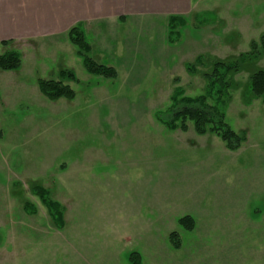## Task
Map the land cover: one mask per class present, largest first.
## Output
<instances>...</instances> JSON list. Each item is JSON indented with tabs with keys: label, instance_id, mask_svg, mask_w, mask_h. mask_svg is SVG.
Wrapping results in <instances>:
<instances>
[{
	"label": "rangeland",
	"instance_id": "rangeland-1",
	"mask_svg": "<svg viewBox=\"0 0 264 264\" xmlns=\"http://www.w3.org/2000/svg\"><path fill=\"white\" fill-rule=\"evenodd\" d=\"M205 12L218 22L198 26ZM142 15L109 30L105 43L87 35L89 57L116 79L89 74L77 47H50L54 37L36 51L0 42V59L18 52L22 64L0 70V264H131L134 253L141 264H264V96L251 91L264 52L231 76L226 123L245 138L239 150L191 123L170 131L155 116L176 87L204 93L213 60L251 51L264 33V0H192L175 45L172 15ZM62 70L78 81L62 80ZM38 79L63 81L75 99H47ZM35 187L64 208L63 229Z\"/></svg>",
	"mask_w": 264,
	"mask_h": 264
},
{
	"label": "trees",
	"instance_id": "trees-1",
	"mask_svg": "<svg viewBox=\"0 0 264 264\" xmlns=\"http://www.w3.org/2000/svg\"><path fill=\"white\" fill-rule=\"evenodd\" d=\"M218 17L210 12L198 13L195 21L198 26L216 24ZM188 26V21L182 16H171L168 22V44L175 45L181 41L182 30ZM71 43L77 47V54L83 60L86 71L93 76H100L106 79H116L117 71L113 67L98 64L89 57L92 46L87 41L81 25H77L69 32ZM261 52H264V33L259 42L252 43L251 51L241 54L233 60H213L212 69L204 75L206 88L204 93L190 97L186 95L182 87H176L170 99V105L165 111L155 114L157 121L170 131L180 130L189 131V124H193L196 134L204 136L212 133L219 137L229 151H237L241 148L245 138L235 132L226 123V111L232 97L231 76L238 73L242 66L258 62ZM196 63L204 65V57L199 56ZM21 67V55L18 52H8L0 59V70L5 72L17 71ZM191 74L197 72L195 65H187ZM62 80L78 81L76 75L69 70L60 72ZM177 82V81H176ZM38 86L41 94L51 101L60 99L74 100L75 91L63 81L39 79ZM251 91L257 97L264 96V70L258 71L251 76ZM1 101V96H0ZM248 101V100H247ZM34 193L42 204L46 207L57 229H63L64 208L56 201L51 199L50 192L42 187H35ZM25 205V210L30 215L36 213L33 207ZM181 225H192L190 217L180 220ZM172 244L179 248L181 241L177 233L170 236ZM131 264H141L139 254L130 255Z\"/></svg>",
	"mask_w": 264,
	"mask_h": 264
},
{
	"label": "crops",
	"instance_id": "crops-1",
	"mask_svg": "<svg viewBox=\"0 0 264 264\" xmlns=\"http://www.w3.org/2000/svg\"><path fill=\"white\" fill-rule=\"evenodd\" d=\"M191 5L192 0H0V42L13 40L36 51L42 39L54 37L50 47L72 49L69 32L81 25L86 39L91 34L105 43L120 22L142 14L186 15Z\"/></svg>",
	"mask_w": 264,
	"mask_h": 264
}]
</instances>
